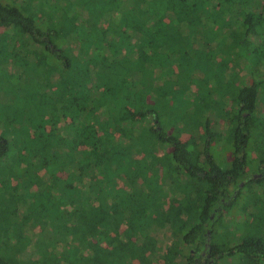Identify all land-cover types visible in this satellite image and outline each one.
I'll return each mask as SVG.
<instances>
[{
	"label": "trees",
	"instance_id": "1",
	"mask_svg": "<svg viewBox=\"0 0 264 264\" xmlns=\"http://www.w3.org/2000/svg\"><path fill=\"white\" fill-rule=\"evenodd\" d=\"M7 1L0 264H264V0Z\"/></svg>",
	"mask_w": 264,
	"mask_h": 264
},
{
	"label": "rangeland",
	"instance_id": "2",
	"mask_svg": "<svg viewBox=\"0 0 264 264\" xmlns=\"http://www.w3.org/2000/svg\"><path fill=\"white\" fill-rule=\"evenodd\" d=\"M22 1L23 0H8L7 2L12 3V4H20ZM26 1L27 2L29 1V3H30L33 0H26ZM68 1L69 0H46V2L44 4H42L40 8H41V11L43 12L44 10L49 9V7L52 6L53 8L55 7L54 9H58V11L61 12L62 11L61 9H63L65 6L68 5V3H69ZM87 1L88 0H75V2L79 3V5H81V6L87 5L86 4ZM102 1L103 0H91L92 6L88 5L89 6V10H90L89 12H91L92 10L98 11L97 9L100 8V5H101ZM255 1L259 2L261 0H255ZM66 16L67 15H65L64 17H66ZM73 17H75V13L74 14L72 13V15L68 16L67 18L72 19ZM1 33L2 32H0V43H2L3 40L5 39L4 35H2ZM1 46L2 45L0 44V62H3V63L7 62L8 63V62H10L12 57H11V55L9 53L5 54L6 51L8 52V49L6 50L4 45H3L4 49H2ZM3 73H5L3 75V78L2 79L0 78V96H3L4 94H7V95L11 96L12 94H14V92L16 93L17 90H19V87H18L19 85L16 82L13 83L12 81H7V78H10V76L8 75V73H10V71L8 69H4V68L2 70L0 69V75H2ZM263 102H264V100H263ZM261 108H262V110H264V106H262ZM9 116H10V114H9ZM24 120H25V118L23 116L21 122L20 123L18 122V125L19 124H23L25 122ZM7 132L10 133L14 137H18V135H16V133H17L16 129H13V128L7 129ZM187 136H189V134L188 133H184L181 136V138L184 139ZM20 145H22V144L20 143ZM215 147H214V151L216 153H218L219 156L223 157V159L225 160L227 155H228V153H229V150H227L228 147L225 146L224 141L220 142V146H218V144H217ZM251 172H253V171L250 170L249 174ZM117 182H118L119 185H121L120 179H118ZM260 195H261V197H260L259 203H260L261 207H259L257 209L256 213H259L260 218H264V191L263 190L260 192ZM168 201H169L168 198H165L163 200V205L160 207V209H166L168 207ZM242 203H243L242 200H240L239 202L235 203L234 207H235L236 210L234 209V207H232L235 210V212L230 213V211H229L228 213L225 212V214H224L225 215V219H224L225 226L228 228V230L230 232V236L233 238L232 239L233 243L238 240V235H240V234L245 235L246 232H247V226L243 224V221H245V219H246L245 215H244V213L239 211L238 208H236ZM230 221H233L232 222V226L229 223ZM260 221H263V220L259 219L257 224H259ZM261 226L264 228V225H261ZM105 245L108 248L111 247L109 239L105 240ZM59 257H62V256L60 255ZM229 264H235V261L234 260H230Z\"/></svg>",
	"mask_w": 264,
	"mask_h": 264
}]
</instances>
